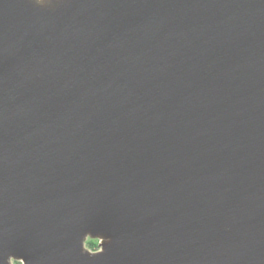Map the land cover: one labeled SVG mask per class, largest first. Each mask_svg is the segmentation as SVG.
<instances>
[{
	"label": "water",
	"instance_id": "1",
	"mask_svg": "<svg viewBox=\"0 0 264 264\" xmlns=\"http://www.w3.org/2000/svg\"><path fill=\"white\" fill-rule=\"evenodd\" d=\"M0 264H264V0H0Z\"/></svg>",
	"mask_w": 264,
	"mask_h": 264
},
{
	"label": "trees",
	"instance_id": "2",
	"mask_svg": "<svg viewBox=\"0 0 264 264\" xmlns=\"http://www.w3.org/2000/svg\"><path fill=\"white\" fill-rule=\"evenodd\" d=\"M87 246L91 249H96L97 248V242L94 240H87L86 242Z\"/></svg>",
	"mask_w": 264,
	"mask_h": 264
},
{
	"label": "rangeland",
	"instance_id": "3",
	"mask_svg": "<svg viewBox=\"0 0 264 264\" xmlns=\"http://www.w3.org/2000/svg\"><path fill=\"white\" fill-rule=\"evenodd\" d=\"M87 240H89V238L87 239ZM87 240H86V242H87ZM90 240H94V241H96L97 242V248L96 249H91V248H89L88 246H87V244H86V242H85V246L89 249V250H97L98 249V240H95V239H90Z\"/></svg>",
	"mask_w": 264,
	"mask_h": 264
}]
</instances>
